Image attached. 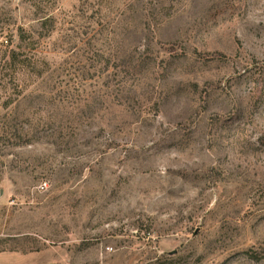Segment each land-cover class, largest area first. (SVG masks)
I'll return each instance as SVG.
<instances>
[{
  "label": "rangeland",
  "instance_id": "rangeland-1",
  "mask_svg": "<svg viewBox=\"0 0 264 264\" xmlns=\"http://www.w3.org/2000/svg\"><path fill=\"white\" fill-rule=\"evenodd\" d=\"M0 117V264H264V0H0Z\"/></svg>",
  "mask_w": 264,
  "mask_h": 264
},
{
  "label": "trees",
  "instance_id": "trees-1",
  "mask_svg": "<svg viewBox=\"0 0 264 264\" xmlns=\"http://www.w3.org/2000/svg\"><path fill=\"white\" fill-rule=\"evenodd\" d=\"M50 20V18H44V19H42V22H41V25H42V27H44L45 26V24L48 22ZM18 37H19V39L21 40V41H23V40H26V37H32V34L31 33H27V31H25L24 30V28H22V27H18ZM11 54L12 55H10V61H14V59H15V54H17V53H15L14 51H12L11 52ZM218 56H220V58H222V60L223 59H225V57H224V55H221V54H219ZM133 70H134V72H133ZM136 70L137 69H135V67H134V69H131V71H129V70H127V72H126V74L127 73H129V74H131V75H133L135 72H136ZM193 86H194V88H196L197 89V85L196 84H193ZM10 101V100H9ZM9 101H6V102H4V104H5V106L7 105V104H9ZM0 119H1V117H0ZM4 128V125H3V123H0V137L1 136H3V133H6V134H8L7 132L8 131H6L5 129H3ZM1 131L3 132V133H1ZM30 142V139L24 134V133H22V131H17L16 130V133H14V135H13V140H12V144L13 145H24V144H27V143H29ZM10 249H16V248H10ZM1 250H3L2 248H0V251ZM25 250H27V251H31V250H33V248H28V249H24V251ZM37 250V249H36Z\"/></svg>",
  "mask_w": 264,
  "mask_h": 264
}]
</instances>
